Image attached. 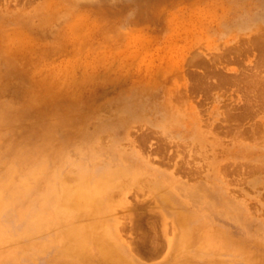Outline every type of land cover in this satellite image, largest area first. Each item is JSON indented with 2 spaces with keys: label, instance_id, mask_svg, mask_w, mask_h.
<instances>
[{
  "label": "rangeland",
  "instance_id": "obj_1",
  "mask_svg": "<svg viewBox=\"0 0 264 264\" xmlns=\"http://www.w3.org/2000/svg\"><path fill=\"white\" fill-rule=\"evenodd\" d=\"M182 263L264 264V0H0V264Z\"/></svg>",
  "mask_w": 264,
  "mask_h": 264
},
{
  "label": "bare ground",
  "instance_id": "obj_2",
  "mask_svg": "<svg viewBox=\"0 0 264 264\" xmlns=\"http://www.w3.org/2000/svg\"><path fill=\"white\" fill-rule=\"evenodd\" d=\"M89 191H91V190H89ZM80 196L78 195L77 196V198H75V196L76 195H68V196H66L63 200H62V209H64L63 210V212H61V216L63 217V218H71V217H74L75 215H78V213L79 214H81V215H83L84 213H87V211L89 210L88 209V199H89V196L87 195V194H85V193H82L81 191H80ZM92 195V194H91ZM93 196V195H92ZM93 200V199H92ZM90 203V202H89ZM92 204V203H91ZM92 206V205H91ZM92 208V207H91ZM90 208V209H91ZM89 212H91V210L89 211ZM77 231L76 229H69V232H70V234H71V236H72V238L74 239V238H76V235H75V231ZM91 230V229H90ZM82 231V230H81ZM85 231V230H84ZM86 233L88 232V228H87V231H85ZM101 233V232H100ZM83 235L84 234H82L81 235V238L83 239V238H85L86 236H89V233L85 236V237H83ZM101 235V234H100ZM78 237H80V236H78ZM87 238V237H86ZM71 240V239H70ZM85 242V244L87 243V241H86V239L84 240ZM82 252V251H81ZM85 254V255H84ZM86 253H84V252H82V258H85L86 257ZM88 256V255H87ZM101 257L102 258H112L113 257V254H112V252L111 251H109L106 247H104V246H102V248H101ZM86 259V258H85Z\"/></svg>",
  "mask_w": 264,
  "mask_h": 264
},
{
  "label": "crops",
  "instance_id": "obj_3",
  "mask_svg": "<svg viewBox=\"0 0 264 264\" xmlns=\"http://www.w3.org/2000/svg\"><path fill=\"white\" fill-rule=\"evenodd\" d=\"M174 237V235H172V237L171 238H173ZM182 249V248H181ZM181 249H178V250H181ZM174 250H177V249H174ZM196 254L197 253H195V254H193V255H195L196 256ZM193 255H191V256H193ZM181 257H182V260L184 261V260H189L190 258V256L189 255H186L185 253H183V254H181ZM183 264V263H182Z\"/></svg>",
  "mask_w": 264,
  "mask_h": 264
},
{
  "label": "clouds",
  "instance_id": "obj_4",
  "mask_svg": "<svg viewBox=\"0 0 264 264\" xmlns=\"http://www.w3.org/2000/svg\"><path fill=\"white\" fill-rule=\"evenodd\" d=\"M111 2H112L113 4H115V3L118 2V0H111Z\"/></svg>",
  "mask_w": 264,
  "mask_h": 264
}]
</instances>
